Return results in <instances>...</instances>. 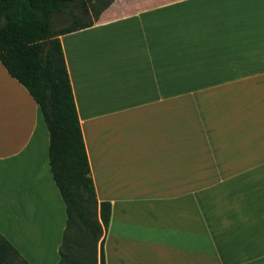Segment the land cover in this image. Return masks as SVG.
<instances>
[{
  "label": "crops",
  "instance_id": "1",
  "mask_svg": "<svg viewBox=\"0 0 264 264\" xmlns=\"http://www.w3.org/2000/svg\"><path fill=\"white\" fill-rule=\"evenodd\" d=\"M58 40L95 197L110 204L104 264H213L227 252L216 244L237 241L238 264H257L264 0H113L90 27ZM189 80L222 84L221 96H207L221 100V121L210 102L183 105ZM47 148L37 105L0 64V236L27 264L58 257L64 231Z\"/></svg>",
  "mask_w": 264,
  "mask_h": 264
},
{
  "label": "trees",
  "instance_id": "2",
  "mask_svg": "<svg viewBox=\"0 0 264 264\" xmlns=\"http://www.w3.org/2000/svg\"><path fill=\"white\" fill-rule=\"evenodd\" d=\"M112 1L0 0V64L37 105L64 206L57 264H104L110 204L95 197L58 37L90 27ZM0 264H27L2 236Z\"/></svg>",
  "mask_w": 264,
  "mask_h": 264
},
{
  "label": "rangeland",
  "instance_id": "3",
  "mask_svg": "<svg viewBox=\"0 0 264 264\" xmlns=\"http://www.w3.org/2000/svg\"><path fill=\"white\" fill-rule=\"evenodd\" d=\"M172 85L174 86V84H172ZM197 92H199V93H197ZM223 92H224V88H222V84L205 85L204 83H201V82H192L191 80H189L188 83H185V82L183 83V88H182L183 105L186 107L187 106H189V107L190 106L191 107H196V106L202 107V106H208V102H210L211 108L213 109V111L211 112L210 118H214L216 121H221V118H222L221 103H219V105H217V102H221V100H215L214 97L207 98V96H208V94H211V93L218 95V96H221V94ZM192 97H196V98L193 99ZM232 106H234V105L232 104L231 107ZM201 117H204V118H201ZM206 117H208L207 113L200 114V119H205ZM201 139H202V136H200V146H199L200 153H199V156H200V159H205L203 161V163H206L205 161L207 158L203 154V150H202L203 145L201 144V141H202ZM223 165L228 167V169L232 172L237 171V170H241L239 165L235 164V163L229 162V163H226ZM209 166H210V170H212L214 168L212 163ZM206 171H207L206 167L203 166V164H201V160H200V172L206 174ZM207 181L208 180H205V179L200 180V182L205 183L204 184L205 186L207 185L206 184ZM219 182L220 183L226 182L227 184H228V182H230L231 185L235 186L234 184H238L240 182V180H222V179L211 180V183H215L214 186L219 185L218 184ZM236 221L238 224L240 223L241 226H246V227L249 226L252 229L254 228V225H252V226L246 225L247 223L249 224V222L246 220V218H239V219H236ZM246 227L242 228L243 234H245V228ZM247 232H249V229H247ZM263 235H264V233H263ZM239 245L240 244L238 241L236 244L225 242L224 243L225 247H223V248L219 244L218 245L216 244L215 247L217 250L224 249V250H227V252L221 253V254H223V256H219L216 254L213 264H238L239 258H240V255L238 256ZM243 249H245V244H243ZM57 258H58L57 253L53 252L49 255V258L45 260V264H52L54 261H57ZM254 261L255 260H253L252 262H251V260H247L245 264H255ZM257 262H258L257 264H264V255L262 258H259L257 260Z\"/></svg>",
  "mask_w": 264,
  "mask_h": 264
}]
</instances>
